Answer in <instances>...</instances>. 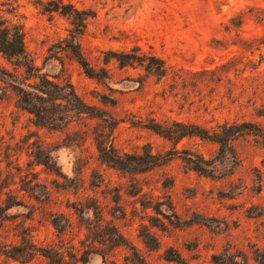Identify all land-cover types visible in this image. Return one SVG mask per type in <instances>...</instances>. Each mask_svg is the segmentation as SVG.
<instances>
[{
	"label": "rangeland",
	"instance_id": "obj_1",
	"mask_svg": "<svg viewBox=\"0 0 264 264\" xmlns=\"http://www.w3.org/2000/svg\"><path fill=\"white\" fill-rule=\"evenodd\" d=\"M52 2L87 14L78 41L100 78ZM15 25L27 58L0 52V264H264V0H0V30ZM227 122L226 142L178 135Z\"/></svg>",
	"mask_w": 264,
	"mask_h": 264
},
{
	"label": "trees",
	"instance_id": "obj_2",
	"mask_svg": "<svg viewBox=\"0 0 264 264\" xmlns=\"http://www.w3.org/2000/svg\"><path fill=\"white\" fill-rule=\"evenodd\" d=\"M55 4V8L49 10L50 12H61L64 15H72L75 18L77 25V32L74 33L69 42V48L73 55L76 57L78 63L85 70L86 74L91 78H100L97 70L93 68L90 63L85 58L80 43L78 41L82 32L80 27H84L85 22L88 17L84 11L74 8L72 5L61 4L57 2H52ZM264 44V38H263ZM0 52H2L6 57L9 58H27V51L25 46L24 32L23 29L19 25H15L12 27L5 26L0 30ZM116 60L120 63L122 67L139 64L141 66H145V68L152 72L156 76L164 77L167 74V66L165 62L155 56H137L132 53H121L115 54ZM30 65V64H29ZM28 64H25L27 68H31ZM182 131L179 132V137H187V136H197L203 139H208L217 143L226 142V140H230L236 136V134H230V129L233 127H237V124L232 126L228 122L220 125L219 127L224 129L223 133L211 134L208 129H202L199 126L195 125H180ZM240 133V132H237ZM173 136V134H172ZM223 139V140H222Z\"/></svg>",
	"mask_w": 264,
	"mask_h": 264
}]
</instances>
